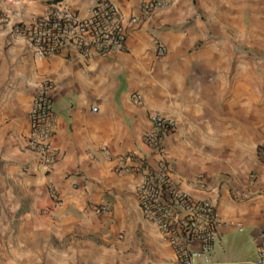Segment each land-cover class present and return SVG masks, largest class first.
Listing matches in <instances>:
<instances>
[{
	"label": "crops",
	"instance_id": "obj_1",
	"mask_svg": "<svg viewBox=\"0 0 264 264\" xmlns=\"http://www.w3.org/2000/svg\"><path fill=\"white\" fill-rule=\"evenodd\" d=\"M62 1L85 15L93 0ZM109 1L126 16L140 15V0ZM167 1L131 27L121 53L37 61L14 25L53 3L0 0V264H175L166 237L140 212L137 176L113 170L115 157L131 152L156 163L142 143L152 113L177 124L165 139L175 179L193 197L213 200L225 221L211 255L197 252L195 264H220V245L237 223L250 227L257 248L264 228V0ZM156 42L167 47L162 57ZM46 79L54 85L57 155L48 173L23 147L31 100ZM199 174L214 188H197ZM220 174L229 176L221 185ZM104 202L111 214L94 215L92 206ZM126 228L146 251L130 244ZM96 232L122 238L114 239L119 252L94 246L86 237Z\"/></svg>",
	"mask_w": 264,
	"mask_h": 264
},
{
	"label": "built area",
	"instance_id": "obj_2",
	"mask_svg": "<svg viewBox=\"0 0 264 264\" xmlns=\"http://www.w3.org/2000/svg\"><path fill=\"white\" fill-rule=\"evenodd\" d=\"M167 2L140 0V15L126 16L109 0H93L85 15L79 14L63 1H57L43 13L15 24L14 33L25 40L30 54L37 61L74 52L84 58L111 57L125 50L131 27H136L143 19L151 18ZM3 18L0 16V22ZM154 52L156 57H162L167 47L156 42ZM53 88L52 81L47 79L38 85L30 103V127L23 145L24 151L37 158L39 167L45 173L50 172L57 161L52 146L56 123ZM135 98L140 100L141 96L137 94ZM149 120L150 126L142 135V143L156 157V163L152 164L146 156L131 152L115 157L113 170L137 176L136 193L140 212L166 237L175 255V264H195L197 252L211 255L225 221L213 200L193 197L173 176V164L168 158L165 139L176 129V122L157 113L150 114ZM228 178V175L220 174V185L227 182ZM255 180L252 174L250 183ZM192 183L203 190L214 188L212 182L206 181L202 174L196 175ZM48 192L53 203L60 204L59 193L52 187H49ZM244 196L247 193L237 195L240 199ZM92 212L99 217L109 216L111 205L107 202L94 204ZM235 229L241 231L242 225L237 223ZM237 264H264V228L258 236L255 258Z\"/></svg>",
	"mask_w": 264,
	"mask_h": 264
},
{
	"label": "rangeland",
	"instance_id": "obj_3",
	"mask_svg": "<svg viewBox=\"0 0 264 264\" xmlns=\"http://www.w3.org/2000/svg\"><path fill=\"white\" fill-rule=\"evenodd\" d=\"M62 1V0H61ZM57 2V1H56ZM47 4L55 3V0H47ZM128 231L127 234H129L128 241L130 244H132V241H138L139 235H136L134 237L133 232L131 229L126 228L124 233ZM252 230L249 226H244L241 231L239 230H233L229 233H226V235L223 238L222 244L220 245V249L218 252V257L215 259L220 264H237L244 261L252 260L255 258V252H256V242L255 238L251 234ZM123 232L120 234L122 235ZM90 241L94 244V246H100L103 247L105 250H115L117 252V241L121 240L122 238H116V236L113 237L112 234H102L99 232H96V235H90L87 236ZM116 238V240H114ZM69 244V242L64 241L62 242V248L66 247ZM136 245H141V249L145 250L146 246L143 240H139ZM146 251V250H145ZM94 250L90 251L89 254H93ZM85 256L87 259L89 258L88 252Z\"/></svg>",
	"mask_w": 264,
	"mask_h": 264
},
{
	"label": "trees",
	"instance_id": "obj_4",
	"mask_svg": "<svg viewBox=\"0 0 264 264\" xmlns=\"http://www.w3.org/2000/svg\"><path fill=\"white\" fill-rule=\"evenodd\" d=\"M56 1H61V0H55V2H56Z\"/></svg>",
	"mask_w": 264,
	"mask_h": 264
}]
</instances>
